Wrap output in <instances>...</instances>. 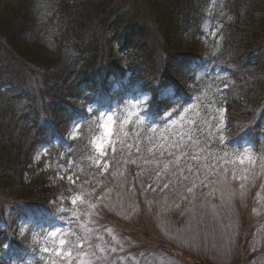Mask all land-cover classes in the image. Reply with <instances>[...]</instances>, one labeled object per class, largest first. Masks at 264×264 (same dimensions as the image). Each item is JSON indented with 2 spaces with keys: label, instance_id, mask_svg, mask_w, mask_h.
<instances>
[{
  "label": "trees",
  "instance_id": "16d2710c",
  "mask_svg": "<svg viewBox=\"0 0 264 264\" xmlns=\"http://www.w3.org/2000/svg\"><path fill=\"white\" fill-rule=\"evenodd\" d=\"M241 1L239 0L237 9L239 17L233 23L224 24L222 33L225 36L221 39L217 55L213 57L216 62L225 66L223 68L230 80L227 96L212 95L211 98L198 102L193 108L196 116L191 118L190 134L192 138L195 136L199 146H209L216 156L224 158L223 161L230 164L237 163L236 153L239 149L242 150V144L250 143V149L247 150L250 155L249 163H244V168L249 173L243 183L247 194L250 193V202L254 197L253 192L259 196L253 209H260V215L251 232V239L254 250L257 252L260 249V262H263L264 110L260 109V105L264 103V0ZM211 2L212 0H54L53 5L48 8L53 12L54 21L40 19L44 24V31L46 27L47 30L44 37H39L38 42L34 38L37 34H31L34 23L38 21H28L29 10L22 12L18 26L13 23L4 26L1 22L5 15L0 12V32L7 35L6 44L0 43V105H4L1 110L6 112V118H0V210L5 214L6 207L10 209V213L4 218V225L9 220L26 221L28 225L41 223L54 212L49 207L50 202L55 201L58 196L68 201L72 195L80 193L75 185H67L64 180L57 181L55 169L43 170L41 166H35L33 157L41 147L48 146L49 155L57 156L56 160L51 159V164L54 161L60 166L70 163V171L76 176V185L87 178L93 179L91 186L100 185L101 181L103 185L106 184L105 179H108L111 170L101 175L90 162L88 127L97 111L87 114L88 106L97 104L99 110L109 106L111 102L123 103L129 96L141 91L148 92L152 95V100L147 115L158 123L154 131L157 134L160 122L172 107L171 101L181 104L190 99L188 86L199 83L201 79L196 81L197 74L211 61L208 53H202L196 48L203 37L202 27ZM131 3L144 6L142 8L145 14L149 15L161 36L164 51L161 71L155 68L153 59L141 62L147 54L146 47L143 46L145 27ZM257 5L261 9L260 20L257 17ZM39 10L42 12L45 9ZM232 15L233 12L229 14L230 17ZM29 36L32 37L30 40ZM24 39L27 41L24 42ZM111 46H115L118 54L124 56L122 63L111 53ZM185 46L186 49L181 51ZM18 47L28 50L37 47L36 50L44 55L42 57H48V52L52 55L67 53L66 60L73 61H69L71 65L67 66L66 61L56 65L55 61L48 58L46 61L41 57L33 58L32 62L36 61L34 65L40 62V67L45 64L54 69H43L41 90L30 94L20 87V81L28 70L23 63H29L26 61L29 58L24 59L26 57ZM108 52L109 57L106 56ZM12 63L18 65L17 69L9 67ZM108 66L109 69H104ZM168 88L174 91L173 96L158 99V92ZM222 106L228 108V115L231 110H237L236 112H243L247 119L241 120L240 125L228 121L221 133L211 139L213 136L209 137L211 122L208 117L215 113L217 107ZM195 111L200 112V116L197 117ZM80 118L86 120L80 138L69 143L65 135L70 126ZM135 136L139 138L140 146L145 148L147 133ZM146 152L145 150L144 153ZM214 160V165L224 164L217 157ZM108 162L110 167L114 165L109 158ZM185 168L186 161L182 163V169ZM250 177L252 180L248 182ZM170 190L171 188L165 190V193ZM141 191L152 200H156L160 193L159 188L155 191ZM23 242L24 238L4 248L6 235L0 228V264H69L64 256L62 259L46 254H33L30 257L35 249L23 246ZM71 264H78L73 257ZM110 264L131 263L113 261Z\"/></svg>",
  "mask_w": 264,
  "mask_h": 264
},
{
  "label": "rangeland",
  "instance_id": "374dc122",
  "mask_svg": "<svg viewBox=\"0 0 264 264\" xmlns=\"http://www.w3.org/2000/svg\"><path fill=\"white\" fill-rule=\"evenodd\" d=\"M53 3L54 0H1L0 12L5 15L1 23L4 26L8 23L18 26L22 12L26 13V9L29 10L28 21L32 19L38 21L34 23L35 26L31 32V34H37L34 38L38 42L39 37H42L47 30L46 27L44 31L45 27L40 19L54 21L53 12L48 10ZM131 4L145 27L146 36L143 46L146 47L147 54L141 62L145 63L153 59L155 68L161 71L164 60L161 36L149 15L145 14L143 5ZM238 4H240L239 0H212L207 19L202 27L203 37L200 38L196 47L200 52L208 53L211 61L197 74L196 81L201 79L199 83L188 86L190 99L181 104L176 103L175 100L171 101L172 107L160 122L157 134L154 131L158 123L147 115L149 103L152 100V95L148 92L141 91L129 96L123 103L111 102L109 106L99 110L94 103L87 107L89 115L97 111L88 127L90 162L95 171H99L101 175L111 170L108 179H105L106 184L103 185L101 181L100 185L91 186L93 179L87 178L76 185V176L70 171V163L67 166L63 164L60 166L54 161L51 164V159L56 160L57 156L49 155V147H41L35 151L33 157L35 166H41L43 170L55 169L57 181L64 180L67 185H75L80 193L72 195L68 201L58 196L55 201L50 202L49 207H52L54 212H51L41 223L34 222L28 225L26 221L9 220L7 225H4V218L10 213V209L7 206L5 214L3 210H0V228L6 235L4 247L15 241H22L24 238L23 246L27 245L32 247L30 249H35L30 257L33 254H46L57 258L54 251L58 247V240L64 238L72 245H76L73 248L72 257L78 264H81L82 260L90 264H110L113 261H130L131 264H264V258H261L263 262H260V249L257 252L254 250V242L251 239V232L260 215L258 213L260 209H253V204L259 201V196L253 192L252 197H254L250 202L251 198L248 199L250 193L247 194L245 191L243 183L245 179H242V176L247 177L249 173L244 166L249 163L250 155L247 150L250 149V143L242 144V150L239 149L236 153L237 163L230 164L223 161L224 158L216 156L209 146H199L197 139H194L195 136L192 138L189 131L192 125L191 118L196 116L193 108L200 100L209 99L212 95L227 96L230 80L227 79L226 69L223 68L225 66L220 65L213 57L217 55L221 39L225 36L222 33L224 24L233 23L234 19L239 17ZM39 8L45 10L41 12ZM260 10L257 5L259 20ZM231 12L233 17L229 16ZM5 35L6 33L3 35L0 32V43L4 45L7 41L5 39L7 35ZM31 38L29 36V40ZM26 41L27 39L24 42ZM36 48L32 47L28 50L18 47L20 53L26 57L24 59L29 58L26 60L29 63L26 61V64L23 63L28 70L20 81V87L30 94L41 90L44 81L43 69L44 71L54 69V67H46L45 64L40 67L39 65L42 64L40 62L34 65L36 61L32 62L33 58L41 57L44 61L48 58L55 61L56 65L67 62V66L71 65L69 61H73L66 60L67 53L52 55L48 52V57H42L44 55ZM185 49L186 46L181 51ZM110 51L121 63L124 61V56L118 54L115 46H111ZM106 56L109 57V52ZM9 67L16 68L18 65L15 66L12 63ZM109 68L110 66L104 67V69ZM173 94L174 91L168 88L160 90L157 97L167 99ZM2 107L4 105H0V118L4 120L6 112L1 110ZM260 109L264 110V103H261ZM227 111V107H217L215 113L208 117L211 122L209 137L213 136L211 139H215V136L221 133L228 121L240 125L241 120L247 119L243 112L231 110V114L228 115ZM129 113L133 115L129 116ZM196 114L197 117L200 116V112ZM107 116H113L115 124L113 144L109 147L105 145L107 155L104 157V162L109 165V158L114 165L111 167L105 165L102 168L92 163L93 157L97 155L93 142L97 137L102 136L101 124ZM2 120L0 119L1 122ZM125 120H128L127 124L124 123ZM85 121V119H78L70 126L65 135L67 142L72 143L80 138ZM173 121L176 123L173 124ZM188 125L189 128H187ZM143 132L147 133V137L156 138V142H162L161 137H164L165 141L169 138L174 140L181 132L188 133L184 139L188 147L182 145L180 149H173L177 156L167 158V162L170 163L169 172H171L173 167L171 161L177 160L178 157L174 165L178 175L170 178V188L172 190L173 185L179 188V195L171 190L169 192L171 194L165 195V190L160 187V184L169 178L162 177L158 184L153 171L157 165L141 159L136 152L137 137L135 135H141ZM121 141L124 142L123 150H121ZM128 144H132L133 147L129 149ZM146 146L147 142L145 148ZM113 147L116 149L115 152ZM144 156L151 158V154L147 152ZM165 157L157 156V162L165 160ZM216 157L224 164L214 165ZM133 160L136 163H132ZM184 161H186V168L182 169ZM185 177L189 179L185 180ZM194 177L199 179L196 180L193 191L189 193L187 187L183 185L189 184ZM247 180L250 182L252 178ZM149 184L152 185L151 190L158 188L160 190L156 200L147 198L141 191L150 189ZM229 191L234 195L229 196ZM57 231L63 235L57 237L55 241L50 240L51 233ZM45 248L49 249L47 253ZM68 250L67 245L61 249L64 252ZM62 258L61 256L60 259Z\"/></svg>",
  "mask_w": 264,
  "mask_h": 264
},
{
  "label": "snow or ice",
  "instance_id": "6c2138e0",
  "mask_svg": "<svg viewBox=\"0 0 264 264\" xmlns=\"http://www.w3.org/2000/svg\"><path fill=\"white\" fill-rule=\"evenodd\" d=\"M133 107H135V105H133ZM131 115H133V113H129V116H131ZM124 123L127 124L128 120H125ZM175 123L176 122L173 121V124H175ZM114 124L115 123H114V117L113 116H107L106 120H104V122L101 124V128L103 129V134H102V136L97 137L96 140L93 142V148L97 154L96 156L93 157V161H92V163L95 166L104 168L105 165H107V167H109L108 163L104 162V157L107 155V153L105 151L106 148L113 144L112 137L114 135ZM109 127H110V135H105V129L109 128ZM127 135H128V133H127ZM127 135H125V136H127ZM109 136L111 138H109ZM186 136H188V133L181 132L179 134V136L174 140L169 138L167 141H165L164 137H161L160 140L162 142H156L153 137H151V136L148 137L146 151H147V153L151 154L150 159L148 157L144 156L145 149L141 148L140 143H139V138L137 139L136 152L140 155L141 159L145 160L146 162L157 165L156 168L153 170L155 173L156 182L159 184L161 182L162 177L169 178V179H165L162 182V184H160V187H162L163 190H168L170 188V182H171L170 178L174 175H178L177 169L174 167V165L178 161V157H177V160L171 161V164L173 165L171 172H169L170 163L167 162V158L177 156V153L175 151H173V149H180L182 145L184 147H188V145L184 143V139ZM73 138L75 139V135L73 136ZM189 139H191L190 136H189ZM105 145H107V147H105ZM123 147H124V142L121 141V150H123ZM127 147L129 149H131L133 147V145L128 144ZM115 151H116V149H115V147H113V152H115ZM166 153H167V157H165ZM129 155H131V153H129ZM157 156L165 157V160H162L158 163L157 162ZM123 162H127V161H123ZM131 162L136 163L135 160H133ZM121 163H122V160H121ZM241 163H243V161H241ZM189 174L191 175V170H189ZM150 175H151V173H150ZM234 175L235 174H233V176ZM184 179L188 180L189 177H185ZM197 179H199V177H194L191 179V182L189 184L183 185L184 187H187V191L189 193H191L193 191V187H194ZM242 179H246V177L242 176ZM148 187L150 189H152L151 184H149ZM241 187H243V185H241ZM153 190L155 191V189H153ZM172 191L175 192L177 195L180 194V189L176 188L175 185L172 186ZM169 194H171V193H169V192L165 193V195H169ZM222 195H223V189H222ZM228 195L232 196V195H234V193L229 191ZM62 235H63V233H61L60 231L53 232V233H51L49 239L55 241L57 237H61ZM65 245H67L69 248V250L67 252L61 251V249H63L65 247ZM75 247H76V245H72L70 241H68V240L66 241L64 238H60L58 240V247L54 251V255L56 257H61V256L66 257V259L69 261V264H71L72 255H73V248H75ZM48 251H49V249L45 248V252L47 253ZM77 259H79V257H77ZM81 264H90V262L82 260Z\"/></svg>",
  "mask_w": 264,
  "mask_h": 264
},
{
  "label": "clouds",
  "instance_id": "9594fccd",
  "mask_svg": "<svg viewBox=\"0 0 264 264\" xmlns=\"http://www.w3.org/2000/svg\"><path fill=\"white\" fill-rule=\"evenodd\" d=\"M105 135H110V127L105 129Z\"/></svg>",
  "mask_w": 264,
  "mask_h": 264
}]
</instances>
